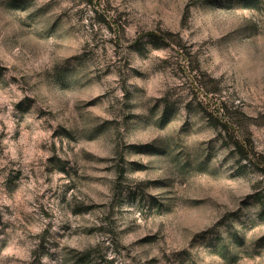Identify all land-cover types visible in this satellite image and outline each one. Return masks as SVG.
<instances>
[{
    "label": "rangeland",
    "instance_id": "rangeland-1",
    "mask_svg": "<svg viewBox=\"0 0 264 264\" xmlns=\"http://www.w3.org/2000/svg\"><path fill=\"white\" fill-rule=\"evenodd\" d=\"M0 264H264V0H0Z\"/></svg>",
    "mask_w": 264,
    "mask_h": 264
},
{
    "label": "trees",
    "instance_id": "trees-1",
    "mask_svg": "<svg viewBox=\"0 0 264 264\" xmlns=\"http://www.w3.org/2000/svg\"><path fill=\"white\" fill-rule=\"evenodd\" d=\"M235 142V146L237 148V150L240 152V153H245V149H244V146L242 144H240L238 141H234Z\"/></svg>",
    "mask_w": 264,
    "mask_h": 264
}]
</instances>
